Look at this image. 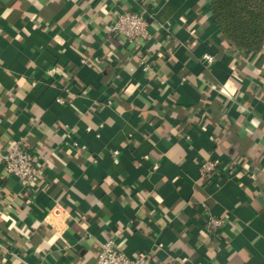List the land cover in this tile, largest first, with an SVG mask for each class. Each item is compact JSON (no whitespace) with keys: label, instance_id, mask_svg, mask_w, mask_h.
I'll list each match as a JSON object with an SVG mask.
<instances>
[{"label":"crops","instance_id":"1","mask_svg":"<svg viewBox=\"0 0 264 264\" xmlns=\"http://www.w3.org/2000/svg\"><path fill=\"white\" fill-rule=\"evenodd\" d=\"M123 10L148 40L111 32ZM16 140L42 173L0 158V264H97L108 240L264 264V42L230 45L211 0H0V152Z\"/></svg>","mask_w":264,"mask_h":264},{"label":"built area","instance_id":"2","mask_svg":"<svg viewBox=\"0 0 264 264\" xmlns=\"http://www.w3.org/2000/svg\"><path fill=\"white\" fill-rule=\"evenodd\" d=\"M110 29L111 32L121 34L137 44L151 37L148 19L138 11H118ZM204 60L207 64H211L214 56L206 53ZM0 158L9 175L16 176L28 184L34 183L42 173V169L36 164L32 154L21 140L14 141L11 146L1 151ZM216 166L215 160L205 161L201 164V173L204 176H211L215 172ZM222 223V219L211 217L207 221V227L216 230ZM143 262L144 255L130 257L120 249L114 240L103 243L97 259V264H143Z\"/></svg>","mask_w":264,"mask_h":264},{"label":"trees","instance_id":"3","mask_svg":"<svg viewBox=\"0 0 264 264\" xmlns=\"http://www.w3.org/2000/svg\"><path fill=\"white\" fill-rule=\"evenodd\" d=\"M223 37L239 50H259L264 42V0H211Z\"/></svg>","mask_w":264,"mask_h":264}]
</instances>
